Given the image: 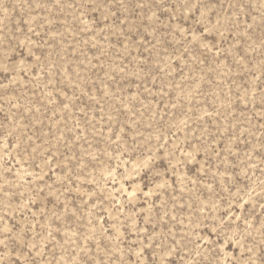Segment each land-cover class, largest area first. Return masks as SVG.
Listing matches in <instances>:
<instances>
[{"label":"rangeland","instance_id":"374dc122","mask_svg":"<svg viewBox=\"0 0 264 264\" xmlns=\"http://www.w3.org/2000/svg\"><path fill=\"white\" fill-rule=\"evenodd\" d=\"M0 264H264V0H0Z\"/></svg>","mask_w":264,"mask_h":264}]
</instances>
